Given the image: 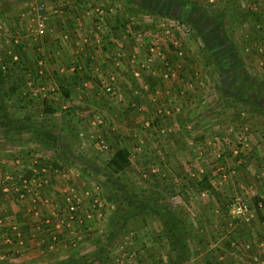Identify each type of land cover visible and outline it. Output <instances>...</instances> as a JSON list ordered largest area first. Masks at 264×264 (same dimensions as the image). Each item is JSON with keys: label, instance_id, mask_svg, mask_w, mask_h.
Segmentation results:
<instances>
[{"label": "rangeland", "instance_id": "374dc122", "mask_svg": "<svg viewBox=\"0 0 264 264\" xmlns=\"http://www.w3.org/2000/svg\"><path fill=\"white\" fill-rule=\"evenodd\" d=\"M137 1L128 16L135 28L126 33L137 47L134 57L129 66L109 65L102 75L90 69L84 74L78 53L69 56L64 48L56 31L61 7L51 21L46 13L30 17L23 31L0 28V105L5 108L0 121L9 116L14 122L13 128L0 123V209L18 199L26 205L37 192L33 186L43 183L40 172L46 179L61 174L54 179L65 186L56 194L65 199L67 215L81 221L75 228L93 232L101 253L92 264H264V0H181L182 15L177 4L155 18L144 17L139 3L160 8L163 2ZM144 19L158 26L146 32ZM38 21L44 22V33ZM241 66L261 85L255 101L232 102L238 79L232 73ZM162 87L169 90L165 101L171 106H163L164 96H158ZM82 104L90 110H82ZM123 149L130 162L114 172L109 162ZM14 169L35 176L14 180L2 174ZM205 176L212 188L200 185ZM125 191L154 201L185 223L183 259L163 221L153 213L132 212ZM238 201L250 205V221L233 213ZM70 205L76 207L73 213ZM3 214L7 218L11 212ZM120 216L126 220L118 226ZM0 220V261L20 263L15 250L2 244L13 225ZM64 237L59 247L73 248V238Z\"/></svg>", "mask_w": 264, "mask_h": 264}, {"label": "crops", "instance_id": "0c3cea01", "mask_svg": "<svg viewBox=\"0 0 264 264\" xmlns=\"http://www.w3.org/2000/svg\"><path fill=\"white\" fill-rule=\"evenodd\" d=\"M136 1L137 0H0V21L6 20V23L1 22L0 28L4 26L6 28L7 25L11 31H23L25 21L30 17L46 13L49 17L48 21H51L52 15L57 13L59 10L58 8L61 7L60 13H62L63 19L56 31L62 33V35L58 37H61V40L63 38L64 48L68 49L69 56H72L75 52L78 53V63L80 67L83 66L84 74L89 73L88 69H90L94 75H102L101 73L106 72L104 69H110L108 68L109 65H113L112 69H114V66H129L131 56L134 57L133 51L135 49L137 50V47L133 45V36H129L126 33L132 32V28H135L130 26L128 16L129 14H134L133 8L136 5ZM158 1L163 2V5H160L158 2V6H160L163 11L155 4H153L155 8L150 5L152 6L151 8L146 7V5L142 6L139 3V8L145 10L143 14L144 17L155 18V16L167 15V11L170 10L172 6L177 7V4L179 5L178 14H183L184 10L181 0H169L171 1L170 3H167L166 0ZM165 3L170 5V8H168ZM187 10L188 9H186V11ZM120 14L125 18L124 21L120 19L122 18ZM131 18L133 20L134 17ZM144 20L143 30L146 32L149 30L153 31L154 29H151V27L158 26L157 24L152 25L147 19ZM131 22L136 24L135 21ZM140 46H138V48ZM147 46H150V44ZM147 46L142 49V52L146 51ZM153 46L154 45L150 46V48ZM139 50H141V48H139ZM120 56L126 61H123L125 65L122 63ZM68 62L71 64L74 61L69 60ZM121 73H117L116 75L119 76L120 79L125 78L120 75ZM218 74L221 79L226 78L224 73L218 72ZM84 80H86V78H84ZM85 84H87L86 81ZM173 87L175 88V86ZM162 89L166 90L163 91ZM157 91L158 96H164L162 97V99L164 98V102L162 103L163 106H171L170 103H166L165 101L169 98L168 88L162 87ZM174 93L177 94L178 91L176 90ZM80 108L84 111L90 110V107L85 104H82ZM233 131V127L230 126L228 133H232ZM8 171L9 170L2 171V174H4V176L7 175V177H15L14 180L18 175L25 176L27 174V170L21 171L14 169L11 170L10 173H8ZM40 173L43 183L38 184L37 188L33 186L37 189V192L33 191L31 198L24 200L26 201V205H22L21 203L23 202L18 199L17 201L20 202H15V204L10 202L11 204L8 205V203L5 202V210L2 211L3 208L0 209V218H2L7 225H13L9 230L15 233L14 236L16 239L14 240H17V248L14 246L15 244H5L9 247L10 252L14 249L15 255H19L18 258L21 262L15 264H54L60 260L74 258V255L77 254L82 255L80 257L88 256L91 257V259H95V255H99L100 253L96 252L97 247L94 242H92L93 232L85 229L82 231L75 228L76 225L79 226L81 221H77L76 217L71 218L67 215L65 211V199L62 195L59 196L56 194L55 189H57L58 186H65L62 180V183L58 184L61 174L54 173L52 178L47 177L49 179H46L47 174ZM62 176L63 175H61V178ZM57 177L59 178L58 180L54 179ZM5 211L11 212V215L7 218H5L3 214ZM61 221H63L64 224L61 223ZM61 226L63 227L61 228ZM63 229H65V231ZM72 229H76L77 232ZM64 234H69L73 238L75 243L73 248L69 247L70 249L68 248V250H65L59 247L62 237L65 239ZM73 235L80 238V241L75 239ZM2 241L4 245L6 241L4 239ZM19 241L20 243H18ZM76 241L78 243H76ZM63 250L64 253H62ZM102 250L104 249L100 251ZM0 254H2V252H0ZM62 254L67 255L62 259Z\"/></svg>", "mask_w": 264, "mask_h": 264}, {"label": "trees", "instance_id": "16d2710c", "mask_svg": "<svg viewBox=\"0 0 264 264\" xmlns=\"http://www.w3.org/2000/svg\"><path fill=\"white\" fill-rule=\"evenodd\" d=\"M146 1V0H144ZM191 2H187V4H190ZM191 5L196 6V8L200 9L198 3H191ZM239 63H241V61H239ZM221 64V63H219ZM222 65V64H221ZM219 65V66H221ZM227 66V65H225ZM235 74V75H234ZM232 75H234L237 79V81H235L236 83L238 82V84L235 83V88H236V92L234 95V98L232 99V102L234 103H239L240 101H246V98H249L252 101H255L254 99L257 98L258 96H260V83L257 80V78L250 76L249 74L246 73V71H244V69H239L236 73H232ZM239 76V77H238ZM3 72L0 69V84L3 81ZM64 95L66 97H69V92L66 89H63ZM255 103V102H254ZM4 106L0 105V112L3 111ZM1 121L0 123L2 125H5L9 128H13V121H11V119L9 118V116H5V117H1ZM4 120V121H3ZM15 128H18L17 126H15ZM19 130H30L29 127H25V126H20L18 128ZM51 139V138H48ZM52 140V139H51ZM55 142V141H53ZM55 144H57L55 142ZM130 160H129V154L127 152V150L123 149V150H119L117 151L114 156L111 158L110 162H109V168L110 170L114 171V172H119L122 171L123 169H125V167L128 166ZM32 170H27V174L25 176L29 177L32 176ZM200 185L203 186L204 188H212V185L210 184L209 180L207 179V177L205 176L201 182ZM125 189V188H123ZM131 198V200H130ZM124 199H126V201H129L132 205V212H137V213H153L154 215H156L157 218H159L160 220L163 221L166 230L168 232V235L170 237V241H171V245L172 248L176 251V254L178 256L179 259H183L185 257V249L183 248L184 246L186 247V241H187V229L185 226V223L178 217V215H175V213L166 210L165 208H163L161 205L156 204L154 201H145V200H141L139 197H137V195H130L127 191H125V195H124ZM259 201L262 203L263 202L260 198L256 199V206L258 209H260V207L258 206ZM126 216L122 217H118V220L116 222V225L119 226V222H122L125 219ZM112 235H114L112 233ZM101 254V253H100ZM99 254V255H100ZM99 255H95L94 258H97ZM89 257H81L79 259H75L73 260L72 258L70 259H66V260H60L57 263L54 264H92L93 260H91V257L88 259ZM96 260V259H95ZM179 261V260H178ZM0 264H4L2 263V261H0ZM8 264V263H7Z\"/></svg>", "mask_w": 264, "mask_h": 264}, {"label": "built area", "instance_id": "2783aa9c", "mask_svg": "<svg viewBox=\"0 0 264 264\" xmlns=\"http://www.w3.org/2000/svg\"><path fill=\"white\" fill-rule=\"evenodd\" d=\"M38 30L40 33H44V31H45L44 22L38 21ZM165 75L168 76V74H165ZM32 175L35 176V173H33V171H32ZM37 175L40 176V174H37ZM260 205H262V203H260ZM69 210H70L69 211L70 213H73L76 210L75 205H70ZM233 213L245 221H250L251 218L254 216L250 205L247 202H241V201H238L234 204ZM71 218H72V216H71ZM14 234L15 233L10 231V230L8 232H6L5 238H4L5 241L9 244H17V240H14V239H16ZM18 243H20V241Z\"/></svg>", "mask_w": 264, "mask_h": 264}]
</instances>
